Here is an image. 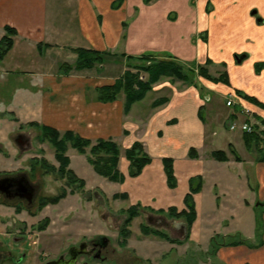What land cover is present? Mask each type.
<instances>
[{"label": "crops", "instance_id": "0c3cea01", "mask_svg": "<svg viewBox=\"0 0 264 264\" xmlns=\"http://www.w3.org/2000/svg\"><path fill=\"white\" fill-rule=\"evenodd\" d=\"M5 26L16 35L0 62V72L18 73L14 79L26 77L28 84L17 85L10 98L0 101V137H7L13 125L36 124L59 133L71 131L90 141L111 140L118 145L123 140L125 149L139 142L152 162L132 178L135 187L122 188L125 180L118 183V193L135 198L132 206L179 212L185 208L189 180L200 177L201 189L193 195L196 219L188 241L203 250L214 234L239 233L253 241L256 213H260V247H223L215 257L218 264H264V207L257 208L264 202L259 147L250 143L246 149L239 130L228 126L225 132L208 131L202 122L212 117L221 121L224 113L229 125L248 122L256 129L264 121V66L256 72V64H264V0H0V39ZM79 48L121 53L124 60L143 56L185 64L209 60L214 76L223 70L228 84L201 79L198 89L180 82L160 83L147 95L168 88L165 104L145 106L142 111L137 106L141 101L124 114V100H97L96 88L114 80L102 85L90 70L61 72L62 65L74 64L76 55L71 50ZM228 99L233 106L225 105ZM218 104L219 114L214 109H219ZM241 106L252 116L242 113ZM2 138L0 143L5 145ZM3 147L0 159L5 160L11 152ZM190 149L197 158L189 157ZM213 151L225 152L227 161L214 160ZM163 158L172 160L174 189L167 186ZM124 162L121 166L119 160V171L124 168L120 172L126 175ZM218 217L220 229L209 232Z\"/></svg>", "mask_w": 264, "mask_h": 264}, {"label": "rangeland", "instance_id": "374dc122", "mask_svg": "<svg viewBox=\"0 0 264 264\" xmlns=\"http://www.w3.org/2000/svg\"><path fill=\"white\" fill-rule=\"evenodd\" d=\"M110 54L114 56L104 58L105 63L95 65L89 72L91 76L100 77L99 84L102 85L118 79L126 70L135 72L127 68L128 61L126 58L124 60V56L121 55V53ZM183 64L186 65V67L189 66L192 68L195 75L198 74L196 70L198 63ZM199 65L207 69L208 74L212 78L219 77L223 72V70H218V75L215 77L214 74L216 70H212L211 63H202ZM17 76L18 73L0 72V101L10 98L16 89L14 87L17 85L28 84V79L26 77L15 80L14 78H17ZM141 78H146V74L140 73V79ZM201 79L204 78L198 76L195 78L198 89ZM164 82L173 84L169 79H161L156 85ZM168 92H170V89L167 88L159 94L150 93L141 103H138L137 106H142V111L145 110V106H147L146 109H149V106L152 108V103L158 99L166 98ZM123 98V95H120L119 100L122 101L124 100ZM18 106L22 107L23 105L19 103ZM217 107L219 108L220 104H218ZM214 109L218 114L221 112V108L217 109L215 106ZM201 113L203 116L205 115L204 111ZM222 117L223 119H221V121L217 117H212L211 120L204 119L203 121L202 119V122L207 124L208 131L225 132L229 126L227 119L228 115L226 114L225 116L224 113ZM12 129L13 130L9 132L7 137H0V139L2 138L3 140V144H5L2 145L0 143V150L3 151V146H7L8 150L11 152L9 159H0V171L19 168L28 170L32 157L37 161L41 160L40 158H44L49 164L54 166V172L51 175H42V177H38V180L34 178V180L39 182L42 186L41 194L48 197L47 199L57 197L61 194L60 192L64 193L65 196L54 205L45 204L48 206L41 212H35L33 216H30V214H22V216L17 218V225L11 229V235L21 236L22 238L18 239L16 242H8L7 245H5L4 252L0 250V264H44L49 260L57 258L60 254L64 256L67 249L71 246H77L79 241H89V239L95 236L105 237L110 243V246L116 251L115 255L109 256L110 262L108 261L104 264H218L215 255H211L208 248L203 250L196 247L188 240H184L187 227L183 218L177 219L169 216L166 210H163L164 213H159V210L142 208L140 205H138L136 209L137 216L128 227L131 234L127 238L125 246H120L119 243L122 239L119 236V231L127 217L126 211L135 203V198L133 199L129 196L126 199L113 198L115 194L121 195L123 193H118V183L109 182L93 171V168L87 162L90 147L86 148V153L83 155L78 154L77 151L72 148H68L66 153L71 161V165L69 164L68 169L85 182L83 191L79 193L74 192V194L70 193L71 190L66 189V186L69 187L67 177L61 175V173H57L55 169L57 168V163L53 160V148L47 141L40 140L41 134L39 129L35 126H20L19 124L13 125ZM16 133L25 135V141H27L29 145V147L22 149V153L20 154L21 158L17 155L19 152L16 153L18 151L16 143L12 141ZM63 133H60V135ZM95 142L96 141H91L92 145L95 144ZM243 143L245 148L248 149L244 139ZM118 145L120 149L119 160L121 161V166H125L126 163L124 160L126 162L127 160L124 157L125 147L123 146V140H119ZM260 148L261 147L258 149ZM228 151L230 150L228 149ZM149 157L151 158V156ZM121 170H124V168H121ZM124 172L126 174L124 175L126 183L122 188L124 186L135 187L137 183L128 176V170ZM261 211L262 209H259V212ZM258 215H260V213H256V217ZM149 218L151 221L148 220ZM45 220L47 221L46 228L44 230H38L37 228L42 225ZM218 220H220L219 217L215 219L209 227L211 230L207 231L211 232L212 230L217 231L220 229V222H218ZM167 225L168 227H166ZM143 226L166 234L171 240H174L175 243H167V241L152 235H142L141 227ZM4 234L5 231L2 226H0V239L5 238ZM12 255L14 256V262L6 260L8 259L7 256ZM82 262L83 258H79L76 264H81Z\"/></svg>", "mask_w": 264, "mask_h": 264}, {"label": "trees", "instance_id": "16d2710c", "mask_svg": "<svg viewBox=\"0 0 264 264\" xmlns=\"http://www.w3.org/2000/svg\"><path fill=\"white\" fill-rule=\"evenodd\" d=\"M150 0H145L149 2ZM115 8L116 5L114 4ZM16 35L14 29L5 26L4 35L0 39V62L12 49L13 37ZM41 47L38 46V52H40ZM76 55V60L73 65H62L61 72L63 74H68L70 71H84L91 70L97 64L105 63V59L110 56H114L109 52H98L94 50H85V49H72L71 50ZM128 61L127 68L135 71L131 72L129 70L124 71V73L118 78L115 79L111 85H104L96 88L97 100L101 103H113L118 100L120 95L124 97L123 103V112L124 114L129 113L131 107L138 102H141L146 95L152 91L153 86L156 85L161 79H169L173 83L180 82L187 86L197 87L198 85L195 82L196 76L204 78L213 83H222L224 85L228 84V79L226 73H221L219 77L212 78L207 69L203 66L197 64L196 70L197 75L194 74V71L189 66L186 67L183 63H180L172 58H161L155 59L150 56H143L139 58L127 57ZM209 60H206L205 64H210ZM264 64H256V72H259ZM140 73L146 74V78L140 79ZM247 101L252 103H257L253 98L243 96ZM168 101L167 98H161L152 103V108L159 107L165 104ZM30 126H35L40 131V140L47 141L55 152V160L59 165V173L67 177V183L69 186L75 185V189H83L85 182L82 179H79L68 166L70 160L66 156L68 148H72L77 151L78 154H85L86 148L90 147L89 156L87 157V162L93 168V171L98 175L103 177L112 183L122 184L125 180V176L120 173L118 169L120 149L118 145L111 140H96L95 144L92 145L91 141L85 138L80 137L78 134H75L71 131H66L62 135L55 130L54 128L48 126H39L36 124H30ZM243 139L246 146L249 147L250 143H254L256 147H261L259 151L261 156L259 158L260 162H264V139L260 138L256 133L247 134L243 133ZM230 153H234L230 150ZM235 160H238L236 154H233ZM124 157L128 162V176L130 178H136L141 175L143 169L150 165L152 160L145 152L144 147L139 142H134L129 148L125 149ZM190 158H197L194 155L192 149L189 150ZM211 157L219 162H226L227 157L223 151H214L211 153ZM163 171L166 178V183L168 188L174 189L176 187V179L173 172L172 160L169 158L162 159ZM201 178L196 177L189 180V192L184 197V209L177 211L175 208H169L167 214L174 218H183L187 232L184 240H188L189 233L192 224L196 219V212L194 207L193 195L198 193L201 189ZM71 192V193H72ZM65 196L64 193L58 195L55 198L46 199L45 204H56L60 199ZM114 199L122 198L126 199V194H115ZM264 207L263 203H258V207ZM137 206H131L127 211V217L123 222V226L119 231V236L121 237L120 246H125L127 238L130 236L131 232L128 229L132 220L137 216ZM159 213H164L163 210H159ZM46 221V220H45ZM40 225L37 229L44 230L47 226V221ZM262 217L258 215L255 221V238L253 241L247 240L242 237L239 233L233 235H214L210 238L208 244V250L211 255H216L217 251L223 247H236L244 245L250 249H256L262 245ZM141 233L144 236L152 235L157 238L163 239L170 243H175L174 240H171L166 234H163L157 230H152L148 227H141ZM180 243V242H178Z\"/></svg>", "mask_w": 264, "mask_h": 264}, {"label": "flooded vegetation", "instance_id": "af4514ba", "mask_svg": "<svg viewBox=\"0 0 264 264\" xmlns=\"http://www.w3.org/2000/svg\"><path fill=\"white\" fill-rule=\"evenodd\" d=\"M25 138V135L16 133L15 137L12 139L17 145L18 151L16 153L19 152V154H17L19 158H21L20 154L22 153V149L29 147ZM7 158L9 159V157ZM40 159L41 160L37 161L32 157L28 170L19 168L0 171V226H2L5 231V238L0 239V250L2 252H4L5 245H7L8 242H16L18 239L22 238L21 236L11 235V229L17 225V218L22 216V214H30V216H33L35 212H41L48 206L43 205L48 197L41 194L42 186L35 180H38V177H42V175L46 176L53 174L54 166L49 164L44 158V160L42 158ZM53 160L57 163L55 160V152ZM55 169L57 173H59L58 163ZM74 188L75 185L66 186V189L71 190L70 193ZM83 189H75V193L82 192ZM60 193L62 194V192ZM148 220L151 221L150 218ZM166 227H168V225ZM97 237L98 236H95L89 239V241H79L77 246L69 247L64 256L60 254L57 258L49 260L44 264H76L79 258H83L81 264H104L105 262H110L109 256L115 255V249L110 246L107 240ZM13 255L7 256L8 259L6 260L14 262Z\"/></svg>", "mask_w": 264, "mask_h": 264}, {"label": "built area", "instance_id": "2783aa9c", "mask_svg": "<svg viewBox=\"0 0 264 264\" xmlns=\"http://www.w3.org/2000/svg\"><path fill=\"white\" fill-rule=\"evenodd\" d=\"M227 107H231L234 105V102L232 99H228L225 103ZM242 113H244L246 116L251 117L252 112L247 109L244 106H241ZM255 125H252L251 123L248 122H243V123H236L232 122L229 125V129L232 131L239 130L242 133H247V134H252V133H257L260 138L264 139V121L262 122L261 126H257V128H254Z\"/></svg>", "mask_w": 264, "mask_h": 264}, {"label": "water", "instance_id": "95a60500", "mask_svg": "<svg viewBox=\"0 0 264 264\" xmlns=\"http://www.w3.org/2000/svg\"><path fill=\"white\" fill-rule=\"evenodd\" d=\"M252 15H255V12H254V11L252 12ZM241 59H242V58H238L236 61H237V62H240ZM97 238L106 240L105 237H103V236H98Z\"/></svg>", "mask_w": 264, "mask_h": 264}]
</instances>
